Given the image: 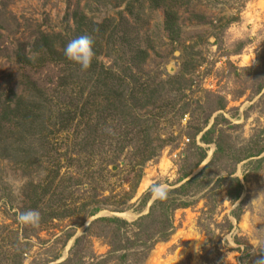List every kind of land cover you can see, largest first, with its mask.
I'll return each instance as SVG.
<instances>
[{
    "label": "rangeland",
    "instance_id": "obj_1",
    "mask_svg": "<svg viewBox=\"0 0 264 264\" xmlns=\"http://www.w3.org/2000/svg\"><path fill=\"white\" fill-rule=\"evenodd\" d=\"M81 35L110 80L64 55ZM11 91L23 103L5 110ZM213 126L235 147L229 160L264 148V0H0V264L104 256L95 220L132 222L154 185L176 188L206 164L210 187L234 171L239 199L223 188L192 197L143 264H261L264 151L211 164L216 145L201 136ZM193 142L205 158L177 182L197 162ZM28 210L37 226L18 221Z\"/></svg>",
    "mask_w": 264,
    "mask_h": 264
},
{
    "label": "trees",
    "instance_id": "obj_2",
    "mask_svg": "<svg viewBox=\"0 0 264 264\" xmlns=\"http://www.w3.org/2000/svg\"><path fill=\"white\" fill-rule=\"evenodd\" d=\"M123 20V22L126 21V19ZM120 25L122 27L124 26L122 23ZM121 32L124 34L122 40L129 36V34L125 33V31ZM139 52L142 53V50H137L138 56H140ZM86 70L89 71L88 74L91 77L92 74H95L98 76V78L103 77L104 79L108 78V80H110L109 75L112 73V67H105L102 65V63H98L95 59L92 60L90 67H88ZM63 80H65V77ZM118 98V100L122 102L124 93H119ZM22 103V97L16 95L14 91H11L10 95L7 96L5 103L6 105L3 106V109L9 110V108L13 107L14 110H16L17 107L19 108L21 106L20 104ZM223 106L224 104H221L218 109H222ZM22 108L23 107L20 109L22 110ZM23 110L26 111V109ZM65 110V117L63 119H65V121H71V116L75 111L78 110V106L71 103L69 106H66ZM206 123L207 120L204 121L202 127H199L195 130V133L192 134V138L194 135L203 130V126H205ZM214 134L215 127L213 126L207 129L201 136L202 142H214L216 145V150L214 152L212 161L210 162L211 164L214 161L225 163L227 161H232L234 164H237L243 159L254 156L253 154H260L264 151V148L262 147H260L256 153L247 152L246 150V152L240 156H237L234 160H229L231 157L234 158L236 156L233 143L223 133L222 135L220 134L217 136V138H214ZM192 148L200 152L197 162L194 164L191 170L182 173L177 179V182L188 178V176L191 174V171L197 168L205 158L204 150L194 145V142ZM209 165L210 164H206L199 173L189 177L178 187L169 190L168 198L166 200H155L151 204L148 213L139 216L132 222H128L127 220L116 216L102 217L98 218V220H95V223L98 222L99 224L102 235L107 238V244L110 246L108 252L104 256L94 257V259L90 262H84V256L82 257L80 252L72 251L70 257H68V259L65 260L63 264H106L111 260H115L119 264H143L149 252L153 249L156 243L167 241L169 239L175 229L173 223L174 212L177 209H184L191 206L193 203L191 200L192 197H195L197 194L201 193L207 188H210L207 190L208 192H212L214 190L218 191V189L223 188V190L226 191L230 202L235 203L239 199L242 192V183L240 179L236 176H233L234 171H230L227 176H221L220 178H217L215 184L210 187V180L205 177L208 175L205 171L207 168H209ZM104 169L107 170L106 168ZM214 185L215 187H213ZM122 206L125 205L123 204ZM120 209L122 211L123 208ZM98 210V208H95V212ZM91 224L87 228V231L91 229ZM229 225H231V223ZM208 235L209 238H211L210 234ZM83 240L84 235L82 237H78L75 241L74 247H79ZM205 251H207V249Z\"/></svg>",
    "mask_w": 264,
    "mask_h": 264
},
{
    "label": "clouds",
    "instance_id": "obj_3",
    "mask_svg": "<svg viewBox=\"0 0 264 264\" xmlns=\"http://www.w3.org/2000/svg\"><path fill=\"white\" fill-rule=\"evenodd\" d=\"M93 38L90 35H81L71 40L64 49V55L71 61L76 62L83 69L90 67L95 55L93 50ZM152 197L154 200H166L168 198V186L166 184H156L152 187ZM40 213L36 210H28L20 213L18 221L25 225L37 226L40 221ZM264 264V262H261Z\"/></svg>",
    "mask_w": 264,
    "mask_h": 264
}]
</instances>
